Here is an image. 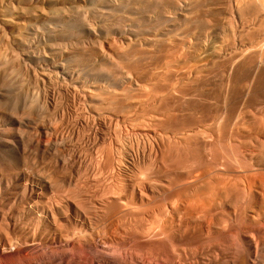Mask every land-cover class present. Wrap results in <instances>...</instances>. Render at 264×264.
I'll list each match as a JSON object with an SVG mask.
<instances>
[{"label": "rangeland", "instance_id": "374dc122", "mask_svg": "<svg viewBox=\"0 0 264 264\" xmlns=\"http://www.w3.org/2000/svg\"><path fill=\"white\" fill-rule=\"evenodd\" d=\"M6 1L8 0H3V2ZM203 1V3H206V6L204 4L202 5L200 0H197L198 4L200 3L199 7L201 5V9H205V15L204 11L199 8V12L202 11L203 14L201 12L197 15L198 17L204 15L203 17L205 18L201 17L202 20L199 19L200 17L198 19L196 18V23L194 22L195 25L197 24V29L200 27L202 28L198 30L200 33L198 34L200 36L199 39L202 40H199V42L207 43V41H209L210 33L207 26H211L209 25L211 22V24L213 23V28L214 25H216L214 28L215 32L217 31L215 37L217 36L219 39L220 37L221 39L228 37L227 39L232 43L235 41V43H233L234 47H237V44L239 46L240 43L247 46L246 49H236L235 51H239L238 53L231 52V55L234 54L233 56H230L231 62L227 60L229 58L224 59L225 62L226 60L229 61V64H226L225 62L223 64L219 63L218 65L209 64L211 63V59L208 56V53H205L195 61L196 64L193 63L189 65L190 68L187 64L185 68L182 66H180L181 69L180 67L178 68V70L180 69L183 71H181L182 73H186V70L189 68L190 71L187 70L188 74H186L187 76L190 75L191 78L188 80V77L185 76L184 73V75L181 76L182 78L184 77L183 79L177 77L178 80H181L179 82L177 78L174 77L175 79H172L173 83H176L177 81L179 85L181 83L180 86L178 85L176 88L173 87L174 89L172 88V82H168L171 84V86L169 85V90H171L170 97L173 98L175 95L178 97V101H176L177 99H175V97L173 98L175 99L174 101L171 99L174 103L170 101V97L168 98L169 105L172 103L173 108L176 109L174 111L172 108V111H169V115L171 114L170 118L173 117V111L175 115L170 120L171 122H169L171 125L168 123L165 125L166 127H163L162 124H160L162 120L160 119V121L157 119L159 121L158 124V121L155 119V123L152 121V123L155 124V127L152 126L154 124L150 123L151 121L149 120H154L155 117L153 118V115L158 116L153 113H158L157 111L159 107L158 102L154 101L152 103H156V105L158 104L157 107L151 102H149L148 106L147 104L145 105V107L147 106L146 108L144 107L145 109L149 107L148 111H150L155 105L157 110L154 107L152 110L154 111L155 109L156 111L149 112L153 119L151 118V115H147V110H144V113L142 110L141 113H143V115L140 112L136 113L138 117L136 115L135 117H128V120L124 119L125 123L124 121L122 123L111 119L112 121L105 120L103 124H98L96 121L94 122L89 115H86L85 113V116L83 115L84 107L82 108L80 105L78 108H81V115L77 116L78 114H76V112H66L65 104L61 102L60 99L59 103L61 102V104L64 105L62 113H65H63L64 115L62 117H64L65 121L67 120L69 124H74L77 119L76 116L79 118L84 117L85 120H88L87 125L82 128H75L76 130L73 131L74 136L71 135L72 133H67V131L62 128H56V130L58 129L57 132H55L56 134L58 133L57 136L56 134L52 135L51 131V134L49 132H46L45 134L43 133L40 135L41 141L39 146H35V141H32L33 147L30 145L31 147L24 148V151V149H22L23 145L25 144L24 146L26 147L29 144H27L26 141L30 138V134H32L31 137L33 139L36 138V132L34 130H31L30 132V129H18L16 126H12L7 122L6 128L4 129L5 132L9 131L6 135H11V139H8L11 142L6 145L2 144L0 147V160L3 158L0 162V169H2L1 166H8L10 164L8 161L11 162V164H14H10V167L8 166L9 168L4 167L6 172L9 173L5 176L8 175L9 178L7 177L6 179L8 180L4 181L5 184L0 186V191H2L0 192V200L2 199V202H5L7 198V201L9 202H7L8 213L11 214L13 222L24 230L22 233L20 232L21 235H29L28 237H31V234L33 235V232L38 228V231L35 233L38 232L37 234L40 237L44 236L39 241L41 247L45 245L41 248L42 250L39 252V255H41L40 253L43 251V248H48L47 250L44 249L45 251L43 252H45V255L42 253L43 256H38V254H26V261L24 260L23 262L25 263L23 264H32L35 261L38 264H40V262L41 264H48L49 262V264H236L238 261L240 262L237 264H264V46L261 47L263 55L261 54L257 56L258 53L253 52V49L257 48L255 44L256 40L264 35V32H262L263 35L260 34V30L264 31V29L262 30V27L261 29L259 28L261 19L263 18L264 20V14L261 19L259 18V24L255 18L256 15H258V12H256L255 9L258 10L259 8H262V10H264V3L263 1H259L260 4L257 0V2L254 0L253 3V1L247 0L248 2L253 3L249 4L251 6L255 3L259 4V7L257 6L258 8L253 7L256 15H254V11L253 14L251 13V15H254L255 17L247 15L253 21H250V18L247 16L239 15L240 17H243V21L249 20V23L252 22L251 25V23L248 24L247 21L248 25L246 26V22L244 21L245 29L248 30L249 25L250 27L253 26L255 29H260H256L257 31L255 32L254 28L251 27L249 30H254L253 32H255V34L251 31H249L250 34H248L247 30L242 26L244 25L242 19L237 17L234 13L236 10V3L232 4L231 0ZM247 1L243 0L241 2L240 0L241 6H243V4L245 6L244 2H246L247 5ZM11 5L8 4L6 8L12 11L11 13L14 12L16 14L17 10L15 11V5ZM203 6L205 7L203 8ZM251 6L249 7L251 8ZM208 10H211V12H208ZM262 10L261 13L263 12ZM14 13L12 16L16 17ZM209 13L212 14V17H210L211 15ZM116 14L118 16L120 13ZM206 14L211 18L209 19L210 22L207 20L209 22H207L208 25H206L207 23L205 24L206 19H208ZM83 15L80 16L83 20L80 19L81 21H78L80 22L79 24H84L83 21L87 20L85 22L89 24H85L94 27L93 29L100 27V25L101 27L103 26L106 28L110 23L109 19H105L108 23L104 20H102V23L101 21L98 22L97 16V21H95V19L93 20L95 16L89 15L90 17H85L87 14ZM83 17H85V19ZM88 18H92V21ZM239 20L242 21V25L241 23H238L240 22ZM93 21L95 23H93ZM221 21L223 25L220 24ZM230 21H232V24L229 23L231 24L229 26L228 22ZM235 21L236 24H234ZM198 22L201 23V26ZM255 22H258L257 24L259 25ZM216 23L223 26L224 30L220 28V26V30L217 29ZM253 23H255V26ZM225 24H227L228 27ZM240 25L243 30L238 28L241 27ZM203 26H206L205 30H203ZM236 28L240 29V31L234 30ZM201 30L205 32H201ZM73 32H75V30H73ZM240 32H242V34L245 33V35L247 34L245 39L244 36L241 37ZM237 34L243 39L242 41ZM224 35L226 37H224ZM255 35L256 40L253 37ZM204 36H207L208 39L206 40V37ZM248 36L250 38L253 37L252 39L254 41H251L252 39L249 40ZM114 38L115 37L109 38V45L116 49L120 47L121 43ZM189 41H191V38ZM230 41L229 43H231ZM69 42L70 41H65V45H67V43L70 44ZM250 42L252 43L249 44ZM232 43L231 47L234 48ZM247 43L250 46L253 44L254 48H250ZM122 47L120 48L122 49ZM247 48H250V50H247ZM255 51L258 52V49ZM198 60L200 63H198ZM232 60L236 62L234 63ZM152 65H149V67L151 70L154 69L155 72H150V69H148V72L156 74L157 69ZM151 66L153 68H151ZM207 66H209V68ZM193 71L201 72L203 77L201 76L202 78L199 80V75V77H194L198 72ZM36 73V77L38 76L36 81L38 82L39 75L38 72ZM192 77H194L193 82L196 80L195 83H199V85L197 84L198 86L196 85L199 89L195 88L196 86L194 83L190 84L192 82L190 81L192 80ZM182 81H184L183 83L187 81L185 83L187 85L184 84L185 87L183 86ZM34 86H36V83ZM186 86L188 88L187 90ZM177 87L180 90L177 89ZM181 87H184L183 89L188 93L194 88L197 89L196 92L193 91L190 93L192 94L190 95V98L194 100L189 99L188 95H184V90H182ZM191 87L193 88L191 89ZM175 89H177L178 92H176ZM131 91V93H133V90ZM179 92L180 94H177ZM39 93L41 96L43 95L41 93L45 92L42 89ZM193 93L198 95L193 96ZM148 94L152 97L154 95L156 96V93L154 94L152 91V95L150 90ZM178 95H180V100ZM18 97H20L18 103L16 96L15 98L17 100L15 101L13 98H10L9 94L4 99L0 100V102H3V109L7 108L6 110H8L10 105L12 106L15 102L18 106L21 96ZM34 97H37V95H34ZM34 97L33 100L35 99ZM182 97L185 98L183 99ZM3 100H6V104L9 106L6 105ZM8 101H10L11 104H9L10 102L7 103ZM210 101L212 102L210 103ZM1 105L2 103H0V109H2ZM202 105L204 107L206 105L209 111H206V107L204 108ZM14 106H16V104ZM42 106L44 107V105ZM170 107L172 106L170 105L168 109H170ZM74 113L76 115H74ZM145 114L149 116L147 119L149 124H147L148 122L145 119L147 117H143L144 119L142 118ZM204 114L206 115L204 116ZM139 115L142 116L139 117ZM209 117H211V119ZM136 118L140 123L135 121ZM175 120L177 123H175ZM134 121L136 123H134ZM57 123H59V121ZM94 123L97 124L94 125ZM117 123H121L122 125ZM130 123L133 125H130ZM135 125L138 129H136ZM160 125V129H158ZM133 127H135V129ZM151 128L158 129L156 131L154 130L155 134L153 137L151 136L148 138L143 134H138V132L140 133L141 130L144 129L152 131ZM63 130L64 132L66 131V133H64ZM59 133L61 134L59 135ZM28 135L30 136L27 139ZM20 137L23 140L26 139V141H23ZM32 138L29 140H32ZM22 141L24 143L23 145ZM34 149L35 153L33 152ZM20 150L23 151L21 152ZM31 150L33 151L31 152ZM25 152L31 154V157L28 159L29 163L27 161L25 164L26 167L22 166V170L25 172V180L15 182L13 166L16 162L22 161V158L25 155H29L28 153L22 154ZM4 161L7 163H3V165L2 162ZM55 164H59V166ZM42 168L44 169L42 170ZM39 180H41V182ZM36 182H40L41 184L39 183V185H37ZM131 184L134 185L132 186ZM23 185L28 187L25 186V188ZM31 185L33 187L35 186L34 189H37V191L39 190L37 193H42L44 196L41 194H38L37 197L33 194L30 195L29 186ZM8 189H13L9 191V196L7 193ZM5 193H7V195ZM11 194L12 199L10 196ZM16 196L17 199L15 198ZM23 196H26L27 198L25 197L24 199ZM29 198L35 199L30 200ZM13 199H16L17 201H14ZM27 200L29 203L25 202ZM33 200L34 203L32 202ZM35 200L40 201L41 203ZM42 200L49 204L44 203ZM21 202H25L29 204V206L27 207L26 204H22ZM11 203H14L15 206ZM38 204L43 205H39L41 206L39 207ZM21 205L23 207L20 209ZM46 205H51L50 208L53 207L52 210L50 208L48 210L47 208L49 206L46 207ZM41 209L48 211L46 215L47 219L45 215L42 214L43 212ZM37 212L38 215L36 214ZM53 217L55 218L54 220ZM37 218L42 219L37 220ZM48 220L50 222H47ZM57 221L60 225H57ZM22 225H26L25 227L27 230ZM42 226L46 227L42 230ZM56 227L59 228L55 231L54 229H56ZM31 228L33 230H31ZM17 235H19V233ZM43 238H45L46 242H49L50 244L46 243ZM59 242L62 244L60 245ZM52 244L56 248L53 247ZM50 245L51 247L49 248ZM91 247L95 251H93ZM47 251H50L53 255L48 263L47 260L49 254H47ZM33 256L36 258L34 261L33 259L30 260V257L32 258ZM53 259H56V261ZM14 260L18 261L17 259ZM0 263L22 264L19 262L15 263L12 260H7L6 262L0 261Z\"/></svg>", "mask_w": 264, "mask_h": 264}, {"label": "bare ground", "instance_id": "6f19581e", "mask_svg": "<svg viewBox=\"0 0 264 264\" xmlns=\"http://www.w3.org/2000/svg\"><path fill=\"white\" fill-rule=\"evenodd\" d=\"M231 1H232V4L236 3V10L234 13L237 17H240L239 15H242V16L249 15L250 17H252V16L255 17L254 15H256V12H258L257 13L258 15H256L255 18L257 19L256 21L259 22V18L261 19V17L264 14V10H262V8L261 9L259 8L258 9L259 11L255 9L256 12L253 10L259 4L255 3L256 5L255 4L253 6L249 5V4H253L254 0H248V1H253V3L248 2L247 0H244V1L248 2L247 5H246V2H244L245 6H248V7L251 6V8L245 7L244 4H243V6L245 8L243 6H241L240 3L243 0H241V2H240V0H231ZM257 1H258V3H260L261 1H263V3H264V0H257ZM257 1L255 0V2H257ZM203 2H204L203 0H202V2L200 0V3L202 5L203 4L205 5L206 3H203ZM11 3H12V5H11ZM8 4H10L11 6L15 5L14 8H15V11L16 10L17 11H16V14L14 12L13 13L16 15V17H13L12 16L13 13H11L12 11H10V10H8V8H6ZM199 4H198L197 0H28V1H25V0H8L6 2H3V0H0V100L7 97L8 94L10 95V98H13L15 101L18 99L17 103H18L19 98H20L18 96H21V99H22V100L20 99L18 106H17V103L15 102L16 106H14L15 104H13L12 106L10 105L11 108L9 107L8 110H6L7 108H4L5 109L4 110L3 109V102H0V103H2L1 107L3 109V110L0 109V147L2 144L6 145L7 143L11 142L8 140L11 135L10 136L6 135L9 133V131L5 132V129H4V128H6L7 122H9V124L12 126H16V128H18V129H22V130L23 129L24 130L30 129V132H31V130H34L36 132L35 134L37 136L34 139L31 137L32 134H30L31 136L30 135L27 136V139L29 136H30V138H32V140H29L30 138L28 139L29 142L26 141V139L23 140L21 138L22 136L20 137L23 141H26L27 144L29 143L25 147L24 146L25 144L22 141V145L24 144L22 149L30 148L32 146V141H35V146H37V145L39 146L40 141H41L40 135L43 133L45 134L46 132L50 133V131H51L52 135H54V134H56L55 132H57V130H58V129L56 130V128H62L64 130H66L67 133L70 132V134L72 133L71 135L74 136L73 135L74 130H76L78 128H82L85 125H87V123H88L87 122L88 120H85L84 117L83 118L77 117V116L81 115V108H78L79 105L82 108L84 107L83 115L84 116H85V114L89 115L94 120V122L96 121L98 124H103L105 122V120L112 121L111 119H113L117 122L123 123L124 119H127L128 117H131V116L135 117V115L137 116L136 113H139V112L141 113L142 110H143L142 111L143 113H144V110L148 111L149 107L147 109H145V108L149 105V102L152 103L154 101V102H158L159 107H158V111H157L158 113L155 112L153 114H156L158 116L153 115V118L154 117L155 118H154V120L150 119L149 120V121H151L150 123H152V121L153 122L156 121L157 119H159V120L161 119L162 122H160V124H162V126L164 127L166 124L171 122L170 120L175 116L174 111L176 109L173 108L172 103L170 104L172 106V107H170L171 110L168 109V107L170 106L168 103V100H169L168 98L171 96V90H169V85L171 86V84H172V88L173 87L176 88V86L179 85V83H177V82L178 81L180 82L181 80H178L177 77H179V79H181L182 78L181 76L184 75V73H185V72L182 73L183 71L180 70L181 69L180 66L185 68L186 64L189 66V65L195 63V61L201 55H203L205 53H208V56L211 59L210 60L211 63H209V64H217V65L219 63L223 64L225 62L224 61L225 58L226 59L229 58L227 60H229L231 62L230 56L234 55V54L231 55L232 54L231 52L238 53L239 51L238 52L235 51L236 49H238V48L246 49V46H247L245 44L243 45L240 43L239 46L237 44V47L236 46L234 47L233 43H235V41L232 43L230 40L227 39L228 37L224 38L225 40L221 39V37H220V39H221L220 40L219 37L216 36L217 37V39H216L215 33L217 31L215 32V29H214L216 25H214V28H213V25H212L213 23L211 24V22L209 21V19H211V18H209L208 14H206V16H208V19H206L205 24L208 21L210 22L209 25H211V26H207L209 33H210V39H209V41H207V43H200L199 40H201V39H199L200 36L198 34H200V33L198 32V30L201 28L200 27L201 21L198 22V24L200 23L199 24L200 26L198 25L200 27L199 29H197V24L195 25L194 22L196 23V18L197 19L199 17H200L199 19H201V17L205 18V17H203L205 15V11H204L205 9L204 10L201 9L202 6L200 5V7H199ZM205 6H203V8ZM239 6H241V7H239ZM198 8L200 10L204 11L203 16L200 15L198 17L197 14H200L202 12V11L199 12ZM232 8H234V7H232ZM263 8H264V6H263ZM261 10L263 11L262 13H261ZM209 11L211 12V10H208V12ZM253 11L255 12V14L251 15V13L252 14L254 13ZM111 12H113V13H111ZM206 12H207V10H206ZM212 12H213V10H212ZM116 13H118V14L120 13L119 14L120 17H119V15L117 16ZM83 14H87L85 17H87L89 15L95 16V18H93V20L95 19V21H97V19H96V16H97L98 22L101 21L102 23H103L102 20L106 21L109 19L110 23L108 24L107 27L105 26L106 28H104L103 26H102L103 27L102 28L100 25V27H98V28L96 27V29H93L94 27L85 24V23H87V22H85L87 20L83 21L84 24H82V23L79 24L80 22H78V21L83 20V19H81L82 17H80ZM202 14H203V12H202ZM209 14L211 15L210 17H212V14L211 13H209ZM233 15H231V16H233ZM249 16H247V17H249ZM85 17H83V18L85 19ZM242 18L243 17H240V19H242ZM88 19L91 20L92 18H88ZM231 20H232V17H231ZM249 20L253 21L251 18ZM249 20H247L248 24L251 23V25H252V22L249 23ZM242 21H243V19H242ZM242 21H240L238 23H241V25H242ZM244 21L246 22V26H247L248 25L247 21L246 20H244ZM244 21H243V24H244ZM262 21H263V23H262ZM119 22H120V24H119ZM215 22H217V21H215ZM231 22L232 21L228 22L229 26L232 24ZM258 22H255V23L257 24ZM93 23H95V22L93 21ZM107 23H105V24H107ZM208 23L206 25H208ZM229 23H231V24H229ZM255 23H253L254 26H255ZM87 24H89V23H87ZM218 24H217L216 28L219 30H220V28L223 29V26H220ZM220 24L223 25L222 21ZM234 24H236V21ZM259 24H260V22H259ZM259 24H257V25H259ZM262 24L264 25L263 18L261 19V24H260L261 26L259 25V28L261 29V27H262V30H263L264 26ZM225 25L227 26V24H225ZM219 26H220V28H219ZM238 26H239V24H238ZM242 26L244 27L245 24ZM242 26L238 27V28L242 29ZM203 27H204L203 30H205L206 26H203ZM251 27H253V26H251ZM251 27L249 25V28H251ZM249 28L247 30L244 27V29L247 30L248 34H250L249 31H251V29L249 30ZM259 28H256V29L258 30ZM72 29L75 30V32H73ZM231 29H233V28H231ZM240 29L236 28L234 30L240 31ZM256 29L254 28L255 32L257 31ZM70 30H72V31H70ZM203 30H201V32ZM254 30H252L251 32H253ZM203 32H205V31H203ZM206 32H207V30H206ZM255 32H253V33L255 34ZM262 32H264V31L260 30V34H262ZM209 33H207V34H209ZM240 33H241L240 34L241 37L244 36V39H245L247 34L245 35V33H243L244 34L243 35L242 32H240ZM253 33H251V34L254 35ZM257 33H256V35H257ZM240 35H238V36L240 37ZM256 35L253 36L254 39L256 38ZM235 36H236V34H235ZM238 36H237V38H238ZM113 37H115L117 40L120 41V43H121L120 47H122V44H123L122 49L120 47H118L120 50L118 48L115 49L109 45L110 44L109 38H113ZM204 37H206V40L208 39L207 36H204ZM224 37H226V36L224 35ZM241 37H240V39H241ZM262 37H264V35ZM262 37L259 38L258 40L255 39L256 40L255 44L257 47V48L255 47V48L258 49V52L255 51L256 49H253L254 50L253 52L258 53L257 56L262 54L261 47L264 46V38H262ZM190 38H191L192 42L189 41ZM248 38H249V40L252 39L249 36H248ZM226 39L228 40V42ZM110 40H112V39H110ZM242 40L243 39H241V41ZM65 41H67V42L70 41L69 42L70 44L67 43V45H65L66 44ZM229 41L233 44L234 48L231 47L232 45H231V43H229ZM251 41H254V40L252 39ZM203 42H206V41H203ZM251 43L252 42H250L249 44H251ZM249 47L254 48L253 44H252V46L249 45ZM250 48H247V50L248 49L250 50ZM247 50H246V53H247ZM254 56H255V54H254ZM206 58H205V60H206ZM199 60H198V63H200ZM227 60L225 63L229 64V61H227ZM233 60H232V62L235 63L236 61H233ZM242 60H244V59H242ZM260 60H261V58H260ZM239 61H240V59H239ZM246 61H248V60H246ZM147 64H149V65L153 64L152 66H154L157 69L156 74L148 72V69H150V67ZM152 66H151V68H153ZM179 67H180V69H179L180 71L178 70ZM207 67L209 68V66H207ZM213 67H214V65H213ZM189 68H190V66H189ZM189 68L187 70L190 71ZM191 68H194V67H191ZM187 70H186V73H187ZM210 70H212V69H210ZM152 71L155 72L154 69H152L150 72H152ZM198 71H193V72H198ZM36 72H38V75H39L38 82L36 81L37 77H38V76L36 77V74H37ZM186 73H185V76H187V74H188V73L187 74ZM200 73L201 72H198V74H195L194 77L199 75L200 77L199 76L198 77L200 80V78L203 77L202 76L203 74L201 73V75H200ZM174 77L177 78V80H178L176 83H173L172 79ZM187 77H188V80H189V78H191L190 75H188ZM187 77H185V78H187ZM194 77H192V80H190V81H192L191 83L189 81L188 82L190 84L194 83L195 86L197 84L199 85V83H197V82L195 83L196 80L193 82ZM184 80H186V79H184ZM197 80H198V78H197ZM33 81H34V83H33ZM168 82H170V83L172 82V83L170 84ZM183 82L184 81H182V83ZM35 83H36V86H34ZM185 83H183L184 87H185V85H187ZM189 83H188V87H189ZM180 85H181V83H180ZM194 85H192V86H194ZM197 86L195 88H197ZM183 88H182V90H184ZM192 88L193 87H191V89ZM195 88L188 93V92H186V90L188 89L186 86V90L183 91L184 95H186V96L188 95L189 99H192V98H190V95H192L190 93L193 91L196 92V90L199 89V88H197V89H195ZM42 89L44 90V92L46 94L41 93V94H43V95H41L42 96L41 97L39 95L40 94L39 92ZM177 89H179V88L177 87ZM177 89H175L176 92H178ZM131 90H133V93H131L132 92ZM149 90H150L151 94H152V91L154 94L156 93V96L154 95L152 97L150 95L151 96L150 97L149 96L150 93L148 94ZM134 91H135V93H134ZM136 91H137V93H136ZM180 92H182V91H180ZM180 92L177 94H180ZM194 94L195 93H193V96L198 95V94H195V95ZM14 95L16 96L17 99L15 98ZM34 95H37V97H34ZM172 96H174V95H172ZM178 96H179V100H180V95H178ZM33 97L35 98L34 100H33ZM174 97H175V99H177L176 101H178V97L176 95ZM173 98L170 97V101ZM182 98L184 99L185 97H182ZM60 99H61V102H63L65 104L66 112H69V113L76 112V114H78L76 116L77 119L75 120L74 124H71V123L69 124L67 122V120L65 121L64 117H62L64 115L63 113H65V112L62 113V110H63L62 108L64 105L61 104V102L59 103ZM175 99H173V101ZM192 100H194V99H192ZM3 101L6 104V100H3ZM10 101H11V99H10ZM10 101H8L7 103H9ZM173 101H171V102H173ZM181 101H182V99H181ZM42 102H43V104H42ZM211 102L212 101H210V103ZM12 103H13V101H12ZM9 104H11V102ZM146 104H147V106L145 107ZM152 104L156 105V103H152ZM158 104L156 105V107L158 106ZM6 105H8V104H6ZM42 105H44V107ZM155 105H154V107H155ZM8 106H6V107H8ZM208 106L211 107L210 105H208ZM156 107H155V109H156ZM174 107H175V105H174ZM205 107H206V105H205ZM142 108H144V109H142ZM150 108H151V106H150ZM172 108L174 110L172 113L173 117L170 118L171 114L169 115V111H172ZM185 108H188V107H185ZM192 108H193V105H192ZM152 109L151 110L149 109V110L153 111ZM155 109H154V111L157 110V109L156 110ZM206 109H207L206 111H209V109L207 107H206ZM13 110H15V111H13ZM213 110H214V108H213ZM77 111H78V113H77ZM150 111H148L147 115L149 114ZM201 112H203V111H201ZM143 113H141V114L143 115ZM76 114L74 113V115H76ZM206 114H204V116ZM142 115H139V117H141ZM145 115L142 116V118L147 117V118H145L147 120L149 116H147V115L145 116ZM149 115H151V114H149ZM202 116H203V114H202ZM151 118H152V115H151ZM175 118H177V117H175ZM209 118L211 119V117H209ZM139 119H141V118H139ZM143 119H141V120H143ZM58 121H59V123H57ZM135 121L138 122V119L136 118ZM135 121H134V123H136ZM128 122H130V121H128ZM147 122H148V120H147ZM97 123H94V125ZM124 123H125V121H124ZM131 123H130V125H133ZM138 123H140V122H138ZM154 123H152V124H154ZM175 123H177L176 120H175ZM117 124H119V123H117ZM147 124H149V122ZM158 124H159V121H158ZM158 124H156V125H158ZM104 126H106V125H104ZM152 126L155 127V124ZM135 127H136V125H135ZM135 127H133V128L135 129ZM160 127H161V125L159 126L158 129H160ZM136 129H138V127H136ZM151 129H152V131H148L147 129L141 130V132L140 133L138 132V134L139 135L143 134V135L147 136L148 138L151 136L153 137L155 134L154 130L156 131L158 129H156V128L155 129L151 128ZM64 130H63V132H64ZM66 131L64 133H66ZM164 131H166V130H164ZM23 132H26V131H23ZM20 133H22V132H20ZM26 133H29V132H26ZM60 134L61 133H59V135ZM70 134H69V136H70ZM18 135H19V133H18ZM57 135H58V133L56 134V136ZM158 135H159V133H158ZM56 136H55V138H56ZM58 139H59V137H58ZM62 143H64V142H62ZM20 145H21V143H20ZM2 147H5V146H2ZM26 150H28V149H26ZM47 150H49V149H47ZM52 150H54V149H52ZM24 151H25V149H24ZM32 151L33 150H31V152ZM33 152L35 153V149ZM26 153H28V152H25L22 154H26ZM25 156L22 158V161L16 162L15 165L13 166L15 173L14 172H11V173H14V175H15L14 176L15 182H20V180H25V172L22 170L23 169L22 166L26 167L25 164L27 163L29 157H31V154L25 155ZM33 156H34V154H33ZM2 159L0 160V162L2 161ZM6 160H8V159H6ZM34 160H35V158H34ZM10 161H12V160H10ZM3 163H7V162L4 161V162H2V164ZM8 163L11 164V162H9V161H8ZM28 163H29V161H28ZM79 163H80V161H79ZM10 164L8 165L9 167H10ZM13 164H11V165H13ZM55 165H57V164H55ZM71 165H72V163H71ZM8 166H6V167H8ZM57 166H59V164ZM4 167H5V165L3 167L1 166L2 169H0V186L5 184V182H4L5 180H8V179H6L8 177V175L7 176H5V175L9 174V173L6 172V170H5L6 167L5 168ZM13 169L11 168L12 171H13ZM43 169L44 168H42V170ZM114 171H115V169H114ZM8 172H10V171H8ZM43 173H44V171H43ZM10 176H12V175H10ZM27 179H28V177H27ZM37 179H39V178H37ZM39 181L41 182V180H39ZM40 182H36V184L39 185ZM7 183H8V181H7ZM27 183H29V182H27ZM22 184H23V182H22ZM32 185L29 186L30 195L33 194L37 197L38 194H41L42 196H44L42 193H37L39 190L37 191V189H34L35 186L33 187ZM25 186L26 185H23V187H25ZM136 186H137V184H136ZM26 187H28V186H26ZM9 189L7 192L8 196L10 193L9 191L13 190V189H11V190H9ZM16 191H17V189H16ZM50 191H51V188H50ZM133 191H134V188H133ZM0 192H2V191H0ZM27 192H28V190H27ZM40 192H42V191H40ZM7 193H5V194L7 195ZM17 193H19V192H17ZM17 193H15V194H17ZM2 194H4V193H2ZM13 194H14V192H13ZM17 195H19V194H17ZM0 196H1V194H0ZM10 196L12 199V194ZM27 196H29V195H27ZM50 196H52V195H50ZM25 197L23 196L24 199H25ZM15 198L17 199V196ZM30 198H31V196H30ZM35 198H32V199H35ZM40 198H42V197H40ZM32 199H30V200H32ZM35 201H37V200H35ZM7 202H8L7 198H6L5 202H2V199L0 200V261L6 262L7 260H9V261L12 260L15 263L19 262V263L23 264V263H25L23 261L24 260L26 261V259H25L26 254H30V255L31 254H35V255L38 254V256H43L42 253H44V255H45V252H43V251L47 250L48 248L47 249L43 248V251L40 253L41 255H39V252L42 250L41 248L45 246V245H43L41 247V243L39 241L44 236L40 237L37 234L38 232L35 233L36 231H38V228H37V230H35V232H33V235L31 233H29V234H31V237H28L29 235L28 236L21 235L20 232L22 233L24 230L22 229V227H20L19 225H18L19 226L18 227L13 222V218H12L11 214L8 213ZM25 202L29 203L28 200ZM25 202H23V203L21 202V203L26 204L28 207L29 204H27ZM32 202L34 203V200ZM37 202L41 203L40 201H37ZM43 202L48 203L45 201H43ZM11 204H14V203H11ZM43 204H38V206L43 205ZM50 204H51V202H50ZM17 205H18V203H17ZM14 206H15V204H14ZM36 206H37V204H36ZM48 206L46 205V207H48ZM50 206L47 208L48 210H49ZM17 207H19V206H17ZM17 207H16V209H17ZM21 207H23V206L21 205L20 209H21ZM39 207H41V206H39ZM52 208L53 207H51L50 209L52 210ZM17 211H18V209H17ZM42 212H43L42 214H44L46 217L48 211L42 210ZM51 213H53V212H51ZM32 214H31V216H32ZM36 214L38 215V212ZM41 219L42 218H40V219L37 218V220H41ZM46 219H47V217H46ZM54 219L55 218L53 217V220ZM28 220L31 221L30 219H28ZM33 221H34V219H33ZM36 222H34V223H36ZM45 222H46V220H45ZM47 222H50V221L48 220ZM24 223H25V220H24ZM26 223H27V221H26ZM52 223H54V222H52ZM20 224H21V221H20ZM58 224L59 223L57 221V225ZM48 225H46V226H48ZM61 225H63V224H61ZM22 226H24V225H22ZM45 227H43L42 230ZM27 228H29V227H27ZM58 228L56 227V229H54V230L56 231ZM25 229H26V227H25ZM31 230H33V229L31 228ZM18 233H19V235H17ZM50 233H52V232H50ZM23 234H25V233H23ZM43 239L46 242L45 238H43ZM44 241H42V242H44ZM61 242H62V240H61ZM46 243H49V242H46ZM57 243H58V240H57ZM62 243L59 242L60 245ZM46 247H48V246H46ZM50 247H51V245L49 246V248ZM53 247H55V246L53 245ZM63 247H65V246H63ZM57 248H58V246H57ZM53 250H56V249H53ZM51 251H52V248H51ZM93 251H95V250L93 249ZM47 254H49V258L47 260V263H48L51 260V258L53 257V255L50 251L49 252L47 251ZM33 257L32 258L30 257V260L33 259V261H34V259H36L35 256H33ZM14 259H17L18 261L14 260ZM41 260H42V258H41ZM53 260L56 261V259H53ZM28 262H29V258H28ZM238 262H240V261H238ZM30 263H32V262H30ZM43 263H45V262H43ZM32 264H38V263L35 261ZM40 264H41V262H40Z\"/></svg>", "mask_w": 264, "mask_h": 264}]
</instances>
